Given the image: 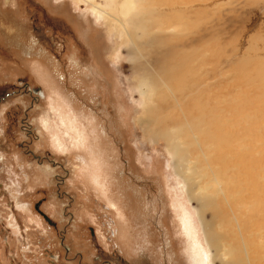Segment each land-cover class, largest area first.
Masks as SVG:
<instances>
[{
  "label": "rangeland",
  "instance_id": "rangeland-1",
  "mask_svg": "<svg viewBox=\"0 0 264 264\" xmlns=\"http://www.w3.org/2000/svg\"><path fill=\"white\" fill-rule=\"evenodd\" d=\"M185 1L178 32L147 42L167 50L180 42L175 54L192 79L210 71V98L231 108L215 114L240 123L252 155L244 164L264 167V0ZM127 5L139 8L0 0V264H202L198 204L165 141L138 120ZM139 10L133 21L145 31L152 12ZM262 179L246 189L264 198ZM232 214L224 209L215 223ZM222 222L218 231L234 243L235 223Z\"/></svg>",
  "mask_w": 264,
  "mask_h": 264
},
{
  "label": "bare ground",
  "instance_id": "bare-ground-1",
  "mask_svg": "<svg viewBox=\"0 0 264 264\" xmlns=\"http://www.w3.org/2000/svg\"><path fill=\"white\" fill-rule=\"evenodd\" d=\"M135 3L138 9L128 12L127 5V11L122 14L125 22L133 27L130 37L134 47L131 60L136 73L135 79L140 82L139 94L143 103V111L138 120L146 127L148 134L159 136L165 141L166 150L174 162L175 174L184 181L187 198L198 204L196 209L202 237L197 234V241H194L203 251L199 252L200 261L202 264H264V198L256 196L254 187L253 190L246 189L248 183L252 182V177L264 178V167H260L257 162L248 163L250 166L244 164L245 157H252L247 152L244 131L240 128V123L232 126L229 118L221 121L218 113L227 117L226 113L231 108L216 106L215 101L210 98L212 87L210 80L207 81L210 71L199 75L196 70L192 79L193 71L183 72L184 62L175 54L180 42L169 43L168 50L164 49L165 43H158L153 37H150L151 44L147 42L153 33L159 35L161 41H165L178 32L181 7L188 8L187 3L192 1L130 0V5ZM146 3H152V10L146 9ZM139 9L143 13L152 12V24H146L145 31L139 30L133 21L140 20ZM159 49L163 51L159 53ZM185 77L191 78L189 80L192 84L185 86L184 82H189L185 81ZM227 153L235 155L232 157L233 162L226 160ZM219 154L224 155L221 157ZM215 155L218 159L220 157L218 163L224 162V166L214 165L217 163L214 162ZM224 209L233 212L230 221L235 223L237 229L234 243L228 242L218 231L217 225L222 219H219V224L215 223L218 220L215 217L221 216ZM207 211L211 213L212 219L206 217ZM230 221L227 219L223 222ZM196 250L199 251V248Z\"/></svg>",
  "mask_w": 264,
  "mask_h": 264
}]
</instances>
